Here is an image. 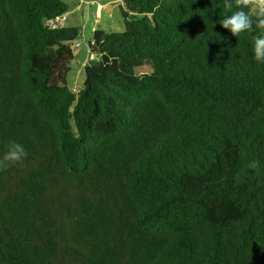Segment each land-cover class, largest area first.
I'll return each instance as SVG.
<instances>
[{
    "label": "trees",
    "instance_id": "16d2710c",
    "mask_svg": "<svg viewBox=\"0 0 264 264\" xmlns=\"http://www.w3.org/2000/svg\"><path fill=\"white\" fill-rule=\"evenodd\" d=\"M68 10L0 0V264H264V10L124 0L78 91Z\"/></svg>",
    "mask_w": 264,
    "mask_h": 264
},
{
    "label": "rangeland",
    "instance_id": "374dc122",
    "mask_svg": "<svg viewBox=\"0 0 264 264\" xmlns=\"http://www.w3.org/2000/svg\"><path fill=\"white\" fill-rule=\"evenodd\" d=\"M69 10L67 12L66 25L80 28V36L75 44V58L72 61L69 74L70 86L78 91L83 87L85 80V65L95 58L89 52V40L93 39L95 30L104 29L110 31H123L124 18L120 6L124 0H64ZM89 38V39H88ZM151 68L142 71L150 72Z\"/></svg>",
    "mask_w": 264,
    "mask_h": 264
},
{
    "label": "built area",
    "instance_id": "2783aa9c",
    "mask_svg": "<svg viewBox=\"0 0 264 264\" xmlns=\"http://www.w3.org/2000/svg\"><path fill=\"white\" fill-rule=\"evenodd\" d=\"M67 13L57 15L54 18L48 19L47 23L50 25V27L57 28V27H63L66 25V21L68 19ZM80 44H75V46H79Z\"/></svg>",
    "mask_w": 264,
    "mask_h": 264
},
{
    "label": "crops",
    "instance_id": "0c3cea01",
    "mask_svg": "<svg viewBox=\"0 0 264 264\" xmlns=\"http://www.w3.org/2000/svg\"><path fill=\"white\" fill-rule=\"evenodd\" d=\"M261 9L264 10V0H254ZM89 39V38H88ZM91 40H89L90 42Z\"/></svg>",
    "mask_w": 264,
    "mask_h": 264
}]
</instances>
